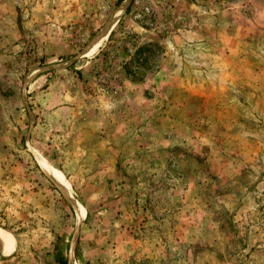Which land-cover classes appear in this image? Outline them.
<instances>
[{
  "label": "rangeland",
  "instance_id": "rangeland-1",
  "mask_svg": "<svg viewBox=\"0 0 264 264\" xmlns=\"http://www.w3.org/2000/svg\"><path fill=\"white\" fill-rule=\"evenodd\" d=\"M0 229V264H264V0H0Z\"/></svg>",
  "mask_w": 264,
  "mask_h": 264
},
{
  "label": "bare ground",
  "instance_id": "bare-ground-1",
  "mask_svg": "<svg viewBox=\"0 0 264 264\" xmlns=\"http://www.w3.org/2000/svg\"><path fill=\"white\" fill-rule=\"evenodd\" d=\"M109 31H110V27L104 29L101 33H99L97 35L98 38H96V39L93 40L94 41L93 42L94 45L93 46H89V50L95 49V52H96L101 47V45L103 44V42L105 41V39L107 38V36L109 34ZM95 52H93L92 54H94ZM88 53H90V52H88ZM41 166H42V169L45 170V172L47 173V175H49L52 178L51 180H53V182L59 188V190H61V192L63 194H65L66 196H68L69 195V187H68L67 183L64 181L63 175L59 171H57L56 169H54L51 166L47 165L46 163H44V164L42 163ZM68 197H70V196H68ZM77 205L78 204H74L73 209H74V211H76L77 215L80 216V210H79V208H78ZM7 242H8L7 233L5 231H3V230L0 229V252L7 245Z\"/></svg>",
  "mask_w": 264,
  "mask_h": 264
},
{
  "label": "trees",
  "instance_id": "trees-1",
  "mask_svg": "<svg viewBox=\"0 0 264 264\" xmlns=\"http://www.w3.org/2000/svg\"><path fill=\"white\" fill-rule=\"evenodd\" d=\"M128 10H129V8L127 9V11H128ZM138 49H140V48H138ZM33 160H34V159H33ZM35 166L38 168V165H37V164H36ZM40 174L44 177V175H43L42 173H40ZM50 185L52 186V188H53L58 194H61L60 191H59L55 186H53L52 183H50ZM69 209L73 212L72 207L69 206ZM63 264H65V263H63Z\"/></svg>",
  "mask_w": 264,
  "mask_h": 264
},
{
  "label": "water",
  "instance_id": "water-1",
  "mask_svg": "<svg viewBox=\"0 0 264 264\" xmlns=\"http://www.w3.org/2000/svg\"><path fill=\"white\" fill-rule=\"evenodd\" d=\"M96 38H98V36H96V37H95V39H96ZM93 42H94V41H93ZM93 42L91 43V45H90V46H93V45H94V43H93Z\"/></svg>",
  "mask_w": 264,
  "mask_h": 264
}]
</instances>
